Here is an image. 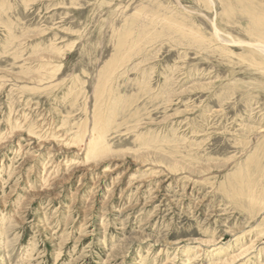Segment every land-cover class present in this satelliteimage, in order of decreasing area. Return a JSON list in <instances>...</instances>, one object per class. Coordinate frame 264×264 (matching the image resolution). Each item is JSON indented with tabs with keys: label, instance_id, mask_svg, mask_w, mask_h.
Wrapping results in <instances>:
<instances>
[{
	"label": "rangeland",
	"instance_id": "obj_1",
	"mask_svg": "<svg viewBox=\"0 0 264 264\" xmlns=\"http://www.w3.org/2000/svg\"><path fill=\"white\" fill-rule=\"evenodd\" d=\"M262 49L264 0H0V264H264Z\"/></svg>",
	"mask_w": 264,
	"mask_h": 264
},
{
	"label": "bare ground",
	"instance_id": "obj_2",
	"mask_svg": "<svg viewBox=\"0 0 264 264\" xmlns=\"http://www.w3.org/2000/svg\"><path fill=\"white\" fill-rule=\"evenodd\" d=\"M264 51V49H262ZM27 118V117H26ZM63 147V146H62ZM54 157V156H53ZM52 158V157H51ZM54 160V159H53ZM61 169V168H60ZM70 169V168H69ZM61 171V170H60ZM13 172V171H12ZM15 172V171H14ZM11 175V174H10ZM16 176V175H15ZM124 176V175H123ZM138 177V176H137ZM154 181V180H153ZM137 189V188H136ZM142 209V208H141ZM158 216V215H157ZM227 216V215H226ZM86 226V225H85Z\"/></svg>",
	"mask_w": 264,
	"mask_h": 264
}]
</instances>
